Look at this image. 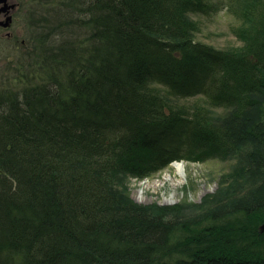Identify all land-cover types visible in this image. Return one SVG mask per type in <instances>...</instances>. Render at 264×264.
<instances>
[{
  "label": "trees",
  "instance_id": "16d2710c",
  "mask_svg": "<svg viewBox=\"0 0 264 264\" xmlns=\"http://www.w3.org/2000/svg\"><path fill=\"white\" fill-rule=\"evenodd\" d=\"M231 5L240 51L195 42L184 17L211 12L204 0H72L84 38L61 56L28 48L40 66L0 91V264H264V0ZM194 93L230 117L173 102ZM244 146L256 174L205 215L119 192L123 174Z\"/></svg>",
  "mask_w": 264,
  "mask_h": 264
},
{
  "label": "rangeland",
  "instance_id": "374dc122",
  "mask_svg": "<svg viewBox=\"0 0 264 264\" xmlns=\"http://www.w3.org/2000/svg\"><path fill=\"white\" fill-rule=\"evenodd\" d=\"M71 1H8V5H15V8L0 14V24L7 23L8 17L12 18L8 26L0 25V91L22 87L23 85L19 83L20 74L25 75L22 71L28 73L27 69L32 68L31 66L37 64L40 66V59H36V55H27L28 48L35 47L37 41L41 39L46 41L42 50L45 49L48 53L53 50L55 54L61 56L59 54L64 44L67 46L72 43L70 46H74L75 41L84 38L82 35L85 29L78 25L82 17L71 8ZM204 2L212 5L211 12L207 14L189 12L184 17L188 23L196 26L193 32L195 42L217 51L242 50L245 42L237 33L248 26L238 20L231 11L232 0ZM37 71L36 68L35 72ZM204 76L207 79V75ZM172 99L175 104L186 108L190 117L196 108H206L205 113H208L213 121L219 119L223 122L232 113L225 108L210 107L207 98L200 93H194L192 97L188 96V99ZM180 140L169 138L161 143L166 152L181 145L179 156H186L187 144H181ZM249 151L244 146L238 153L228 158L202 161L184 160L180 157L162 170L151 172L142 178L123 174L118 185L119 192L123 191L127 199L137 205L176 207L184 218H196L205 215L208 210L228 204L232 200H224L223 203L222 197L230 195L234 199L240 191L238 189L241 182H244L243 179L249 181L254 177L255 171L245 167L247 160L244 153L248 154ZM193 156L195 158V155ZM179 163L182 166H176ZM247 171L248 174H253L250 175L253 177L241 175Z\"/></svg>",
  "mask_w": 264,
  "mask_h": 264
},
{
  "label": "water",
  "instance_id": "95a60500",
  "mask_svg": "<svg viewBox=\"0 0 264 264\" xmlns=\"http://www.w3.org/2000/svg\"><path fill=\"white\" fill-rule=\"evenodd\" d=\"M8 1L9 0H0V6L4 5V7L2 6V8L0 9V14L2 12H9L10 9H14L15 8V5H11L9 6L8 5ZM12 21V18L11 16L7 18V23H1L0 25H3V26H8ZM261 231H264V225L261 227Z\"/></svg>",
  "mask_w": 264,
  "mask_h": 264
},
{
  "label": "bare ground",
  "instance_id": "6f19581e",
  "mask_svg": "<svg viewBox=\"0 0 264 264\" xmlns=\"http://www.w3.org/2000/svg\"><path fill=\"white\" fill-rule=\"evenodd\" d=\"M176 166H182V164L179 163V164H177Z\"/></svg>",
  "mask_w": 264,
  "mask_h": 264
},
{
  "label": "flooded vegetation",
  "instance_id": "af4514ba",
  "mask_svg": "<svg viewBox=\"0 0 264 264\" xmlns=\"http://www.w3.org/2000/svg\"><path fill=\"white\" fill-rule=\"evenodd\" d=\"M5 15H7V14H5ZM1 17V16H0Z\"/></svg>",
  "mask_w": 264,
  "mask_h": 264
}]
</instances>
